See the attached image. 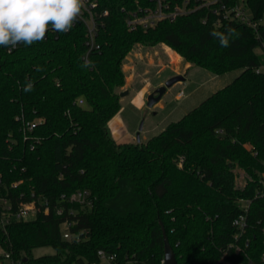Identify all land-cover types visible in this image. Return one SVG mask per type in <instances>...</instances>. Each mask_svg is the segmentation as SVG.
Returning <instances> with one entry per match:
<instances>
[{
	"label": "trees",
	"instance_id": "16d2710c",
	"mask_svg": "<svg viewBox=\"0 0 264 264\" xmlns=\"http://www.w3.org/2000/svg\"><path fill=\"white\" fill-rule=\"evenodd\" d=\"M242 1L257 28L217 26L202 7L132 29L128 16L151 0H96L106 14L90 63L82 25L11 53L0 46V196L14 211L21 201L38 204L35 219L5 225L0 205V244L14 263L92 264L104 250L113 264H164L163 224L179 264H264V198L253 200L238 238L233 224L243 212L238 198H253L264 173V0ZM137 43H165L215 75L241 73L146 142L121 143L109 123ZM78 190L89 192L85 202L69 200ZM44 246L56 253L34 258Z\"/></svg>",
	"mask_w": 264,
	"mask_h": 264
},
{
	"label": "rangeland",
	"instance_id": "374dc122",
	"mask_svg": "<svg viewBox=\"0 0 264 264\" xmlns=\"http://www.w3.org/2000/svg\"><path fill=\"white\" fill-rule=\"evenodd\" d=\"M260 23H264V18ZM122 69L125 73V84L118 88V92L127 91L128 94L124 97L120 96L121 110L109 123L113 125L122 117L124 122L121 129H118L120 137L117 140L121 143H137L136 134L142 123L141 143L146 142L159 134L168 124L180 120L211 94L231 83L241 73V70H234L215 75L194 66L165 43H158L154 46L134 44L124 59ZM261 70L264 71V67ZM176 75L184 76L185 81L177 82L168 88L162 99L149 108L147 106L149 94ZM181 90L185 93L183 98L177 97ZM111 131L113 132V129ZM245 176L242 169H237L239 185L245 182ZM55 253V249L51 246L34 248L31 252L34 258ZM0 264L20 263H14L11 258L7 257L0 244ZM99 264L111 263L104 259ZM223 264L231 263L223 260Z\"/></svg>",
	"mask_w": 264,
	"mask_h": 264
},
{
	"label": "built area",
	"instance_id": "2783aa9c",
	"mask_svg": "<svg viewBox=\"0 0 264 264\" xmlns=\"http://www.w3.org/2000/svg\"><path fill=\"white\" fill-rule=\"evenodd\" d=\"M154 3V7H149L146 9L140 8L137 11L130 13L127 18L128 26L132 29L136 27H142L147 30L149 28L155 27L159 21L169 19L174 20L178 15L194 11L196 9L206 7L211 10V12L217 15L218 20L215 22V25L220 26L223 21H233L239 20L241 22L247 23L254 28L258 27L259 22L252 21L251 15L247 5L242 0H238L236 3H231L230 0H194V6H191V2L193 0H183L181 4H177L174 6V9H171L172 4L171 0H151ZM106 13H101L98 11V4L96 0H84V7L81 9L80 15L77 17L76 21L73 24L71 30L78 26L82 25L85 29V45L86 51L83 55V60L85 63H90V56L93 52L99 51L101 49V44L99 43V32L101 27L103 26V19L101 16H104ZM70 30V31H71ZM68 31V32H70ZM59 32L49 31L46 33L47 35L57 34ZM23 43H19L15 48L7 51L9 53L17 50L21 47ZM185 93L181 90L177 97L183 98ZM80 104H83V100H80ZM27 126L29 129H33L36 126V123H28ZM183 159L180 160V164H182ZM260 184L261 187L257 190L255 196L252 198H238L237 203L238 207L243 211L235 220L234 225L239 229V235L236 236L238 238L242 235L248 225L247 222V213L249 211L250 205L253 200L256 198H264V173L260 175ZM1 177H0V187H1ZM18 185L14 183L13 186ZM246 186V182H244L241 187L244 188ZM89 197V192L86 190H78L74 192L69 200L70 201H80L85 202ZM65 198V196H63ZM0 205L4 209V217L2 219V224L5 225L9 223L11 220H32L35 219L38 213V204L36 200L31 201H21L19 203L18 208L14 211L12 205L8 198L4 196H0ZM45 210L49 211L48 202L44 203ZM58 213H62L61 209H58ZM71 223L66 224V229L64 233V237L66 239H72L73 236L69 232V227ZM237 250L240 248L237 246ZM7 257L10 258V254H6ZM98 257L101 260H108L111 264L116 258V255L113 253H109L104 250L98 251ZM264 259V256H263ZM99 261V262H100ZM99 262H94L92 264H99Z\"/></svg>",
	"mask_w": 264,
	"mask_h": 264
},
{
	"label": "clouds",
	"instance_id": "9594fccd",
	"mask_svg": "<svg viewBox=\"0 0 264 264\" xmlns=\"http://www.w3.org/2000/svg\"><path fill=\"white\" fill-rule=\"evenodd\" d=\"M83 7L84 0H0V46L11 51L19 43L31 45L42 41L49 29L67 33ZM212 34L227 46L223 33Z\"/></svg>",
	"mask_w": 264,
	"mask_h": 264
},
{
	"label": "water",
	"instance_id": "95a60500",
	"mask_svg": "<svg viewBox=\"0 0 264 264\" xmlns=\"http://www.w3.org/2000/svg\"><path fill=\"white\" fill-rule=\"evenodd\" d=\"M185 81V77L182 75H176L171 78H169L164 85L158 87L155 91H153L148 96L147 100V106L149 108H152L155 104H157L164 94L167 92L168 88L172 87L175 83ZM128 94L127 91L121 92L120 96L124 97ZM143 130V123L140 125V128L136 134V139L138 142H141V131ZM163 229V237H164V247H165V259L164 264H179L176 254L172 248V246L169 243V239L166 233V230L162 224Z\"/></svg>",
	"mask_w": 264,
	"mask_h": 264
},
{
	"label": "crops",
	"instance_id": "0c3cea01",
	"mask_svg": "<svg viewBox=\"0 0 264 264\" xmlns=\"http://www.w3.org/2000/svg\"><path fill=\"white\" fill-rule=\"evenodd\" d=\"M123 119H122V117L121 118H119L117 121H116V123L115 124H113V125H110L109 124V127H110V130H112L113 129V132L111 131V133H113L112 135H113V137L116 139V140H118L119 139V134H120V132H118V129L120 128L121 129V127H122V124H123ZM125 125V124H124ZM126 127V126H125ZM128 129V128H127Z\"/></svg>",
	"mask_w": 264,
	"mask_h": 264
}]
</instances>
